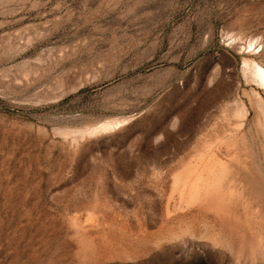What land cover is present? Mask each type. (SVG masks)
<instances>
[{
    "label": "rangeland",
    "instance_id": "374dc122",
    "mask_svg": "<svg viewBox=\"0 0 264 264\" xmlns=\"http://www.w3.org/2000/svg\"><path fill=\"white\" fill-rule=\"evenodd\" d=\"M254 63L264 0H0V264H264Z\"/></svg>",
    "mask_w": 264,
    "mask_h": 264
},
{
    "label": "bare ground",
    "instance_id": "6f19581e",
    "mask_svg": "<svg viewBox=\"0 0 264 264\" xmlns=\"http://www.w3.org/2000/svg\"><path fill=\"white\" fill-rule=\"evenodd\" d=\"M253 74L256 78L257 83L260 85V87L264 88V66H261L257 63H254L253 65ZM115 121H102L97 123L96 125L87 128L88 133H94L98 131H106L110 128H113L115 126Z\"/></svg>",
    "mask_w": 264,
    "mask_h": 264
}]
</instances>
